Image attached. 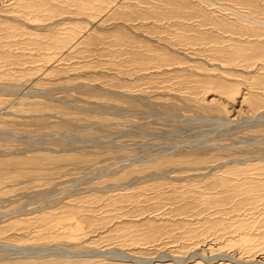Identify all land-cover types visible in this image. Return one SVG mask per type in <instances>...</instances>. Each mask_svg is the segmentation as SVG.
Wrapping results in <instances>:
<instances>
[{
	"label": "rangeland",
	"instance_id": "1",
	"mask_svg": "<svg viewBox=\"0 0 264 264\" xmlns=\"http://www.w3.org/2000/svg\"><path fill=\"white\" fill-rule=\"evenodd\" d=\"M192 252L264 261V0H0V264Z\"/></svg>",
	"mask_w": 264,
	"mask_h": 264
},
{
	"label": "bare ground",
	"instance_id": "2",
	"mask_svg": "<svg viewBox=\"0 0 264 264\" xmlns=\"http://www.w3.org/2000/svg\"><path fill=\"white\" fill-rule=\"evenodd\" d=\"M120 256H121V254H120ZM122 257H124V256L122 255ZM163 257H167V255L160 256V259H158V258H156V259H158V261H160V262L166 261L164 264H185V262H183L184 260H182V259L176 260V259H172V258H168V257L165 259ZM189 257H191L193 259V260H191V261H193V263L195 261V264H204L203 262H201V260L204 261L205 258H202L198 253L192 252ZM213 258H215V257H213ZM147 260L149 263L150 262L149 260H152V258H148ZM198 260H200V261H198ZM153 261H155V260H153ZM150 263H152V262H150ZM217 263L218 264H264V261L262 259H254V258L251 260L243 261V260L234 259L232 256H229V255H220L218 257ZM138 264H139V262H138Z\"/></svg>",
	"mask_w": 264,
	"mask_h": 264
}]
</instances>
